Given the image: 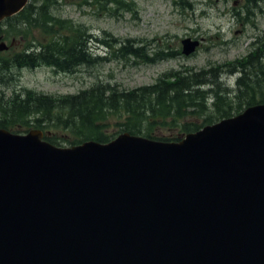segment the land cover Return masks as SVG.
<instances>
[{"label": "water", "instance_id": "obj_1", "mask_svg": "<svg viewBox=\"0 0 264 264\" xmlns=\"http://www.w3.org/2000/svg\"><path fill=\"white\" fill-rule=\"evenodd\" d=\"M0 264H264V103L178 141L0 128Z\"/></svg>", "mask_w": 264, "mask_h": 264}, {"label": "trees", "instance_id": "obj_2", "mask_svg": "<svg viewBox=\"0 0 264 264\" xmlns=\"http://www.w3.org/2000/svg\"><path fill=\"white\" fill-rule=\"evenodd\" d=\"M83 1L108 11V6L116 5L111 12L118 8L135 10L132 0ZM57 3L58 0H30L18 13L0 22L1 41L22 40L24 44L15 51L0 50V83H12L14 71L41 65L71 73L80 66L102 64L111 57L140 58L141 62L150 63L181 55L180 48L168 44L149 47L150 43L118 39L106 32L111 39L98 38L88 27L58 15L54 10ZM178 4L192 8L188 0ZM239 12H245L247 19L251 11ZM96 42L109 46L111 55L97 53ZM249 44L251 48L245 56L227 64L199 70L184 66L170 69L152 84L131 89L95 82L76 93L58 96L26 88L21 92L13 90L9 95L2 90L0 128L14 133L38 128L43 130L44 139L54 145L59 140L70 145L86 140L107 142L121 132L178 141L206 124L264 103V36L256 35ZM225 75H236L233 85L222 79ZM111 117H115L118 129L107 133L104 128ZM167 128L177 130L178 135L163 137L156 132ZM55 131L62 133L58 137Z\"/></svg>", "mask_w": 264, "mask_h": 264}, {"label": "rangeland", "instance_id": "obj_3", "mask_svg": "<svg viewBox=\"0 0 264 264\" xmlns=\"http://www.w3.org/2000/svg\"><path fill=\"white\" fill-rule=\"evenodd\" d=\"M188 1L192 3V8L178 4L180 0H132L134 11L118 8L116 12H111L116 5L108 6V11L98 4L85 3L83 0H58V5L54 7L58 15L88 27L98 38L111 39L104 34L106 32L114 38H131L142 44L150 43L149 47L168 44L181 49L180 40L191 37L200 39V46L189 56L181 54L177 58L150 63L141 62L140 58L111 57L102 64L83 65L71 73L56 71L44 65L25 68L19 72L14 71L12 83H0V92L3 90L9 95L13 90L21 92L22 88H26L58 96L76 93L95 82H108L119 88L131 89L152 84L170 69L184 66L199 70L227 64L245 56L251 48L250 40L256 35L264 34V5L262 10L251 9L245 19V12L238 10L242 0ZM34 32L37 34L36 29ZM21 43L22 40H17L9 47L15 51L23 47V44L16 47ZM98 47L94 50H98L100 55H111L109 46L104 44L101 48ZM235 77L236 75H225L222 79L231 86ZM190 120L197 121L187 119ZM104 129L107 133L118 129L115 117L109 119ZM55 132L58 137L62 133ZM156 132L163 137L178 135L177 130L171 128L158 129ZM58 146L71 145L59 140Z\"/></svg>", "mask_w": 264, "mask_h": 264}, {"label": "flooded vegetation", "instance_id": "obj_4", "mask_svg": "<svg viewBox=\"0 0 264 264\" xmlns=\"http://www.w3.org/2000/svg\"><path fill=\"white\" fill-rule=\"evenodd\" d=\"M264 5V0H242V3L239 5L238 10L239 11H251V9H257V10H262V7ZM264 36V34H263ZM262 37V36H261ZM262 40V38H260ZM7 42V41H6ZM15 43L14 40H12L10 43L7 42V49L6 51L11 48L9 45L13 46ZM21 44H17L16 47H19ZM24 45V44H23ZM21 47V46H20ZM22 48V47H21ZM5 51V50H4Z\"/></svg>", "mask_w": 264, "mask_h": 264}, {"label": "bare ground", "instance_id": "obj_5", "mask_svg": "<svg viewBox=\"0 0 264 264\" xmlns=\"http://www.w3.org/2000/svg\"><path fill=\"white\" fill-rule=\"evenodd\" d=\"M96 46H99L98 48H101L102 46H104V44L101 42H96V44L94 45V49H96ZM96 51L98 52V50H96Z\"/></svg>", "mask_w": 264, "mask_h": 264}]
</instances>
